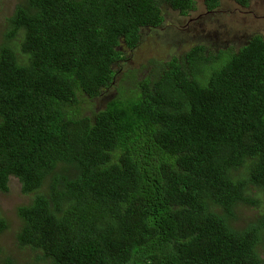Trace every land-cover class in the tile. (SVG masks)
Returning a JSON list of instances; mask_svg holds the SVG:
<instances>
[{
  "label": "trees",
  "instance_id": "trees-1",
  "mask_svg": "<svg viewBox=\"0 0 264 264\" xmlns=\"http://www.w3.org/2000/svg\"><path fill=\"white\" fill-rule=\"evenodd\" d=\"M196 2L19 0L0 42V190L17 177L33 194L23 264H264V207L238 216L264 197V37L170 59L145 39L162 5ZM148 45V70L127 67ZM83 96L105 105L83 114ZM0 264L19 256L1 246Z\"/></svg>",
  "mask_w": 264,
  "mask_h": 264
},
{
  "label": "rangeland",
  "instance_id": "rangeland-1",
  "mask_svg": "<svg viewBox=\"0 0 264 264\" xmlns=\"http://www.w3.org/2000/svg\"><path fill=\"white\" fill-rule=\"evenodd\" d=\"M201 1V2H200ZM257 0L255 7H240L233 0H223L220 7L215 12L209 13L205 6L204 1L197 0L198 6L194 13L188 17L186 14H179L180 12L171 9L167 5H163V9L167 12V16L160 32L148 33L145 39L148 41L157 39L160 47L152 50V54H157L165 58H169L172 53L173 44H181L185 41L194 40L197 42L200 38L205 39V43L210 50L228 49L231 45L237 48V50L243 46L256 30V27L262 26L264 28V2ZM19 0H0V42L2 41L3 32L7 27L8 18L11 17ZM179 12V13H178ZM260 16L261 19L257 17ZM217 23V30H204L210 23ZM237 25L238 31L242 32L238 36L228 33V28ZM264 30V29H263ZM217 33L218 38L210 39L204 35ZM200 34V38L196 36ZM155 43V41H153ZM236 44H239L235 46ZM151 47L152 45L149 44ZM145 47L146 52L138 51L132 53L126 62L127 67L138 69L145 72L149 68L151 51L148 52V47ZM176 52H173L175 54ZM129 55V54H128ZM220 62L217 63V66ZM125 85L130 86L125 83ZM116 89L113 88L109 91L108 95H114ZM104 98L89 99L82 97L78 108L83 114H92L94 111L102 109L105 105ZM33 194H24L21 190V183L17 177H12L10 180V187L7 192L0 190V209L2 214L10 220L11 228L0 234V247H7L12 252L19 256L20 264L24 263L26 253H30L29 250H24L16 246V240L14 231L21 225L17 213V208L20 205L29 203ZM261 207H264V197L262 203L259 205H247L242 207L238 213V216L242 218L241 225L247 220L246 216H257L261 211Z\"/></svg>",
  "mask_w": 264,
  "mask_h": 264
},
{
  "label": "flooded vegetation",
  "instance_id": "flooded-vegetation-1",
  "mask_svg": "<svg viewBox=\"0 0 264 264\" xmlns=\"http://www.w3.org/2000/svg\"><path fill=\"white\" fill-rule=\"evenodd\" d=\"M202 1H204V0H202ZM233 1V0H232ZM236 3H237V5L238 6H240V7H255V5H256V2H257V0H251V3H250V5H247V6H243V5H241L237 0H234ZM201 2V1H200ZM222 2H223V0H220V2H219V4L221 5L222 4ZM260 2H264V0H261ZM205 3V2H204ZM195 4H197L198 5V2H196ZM164 5H167V4H164ZM220 5H215L214 7H212V8H210V7H208V5L205 3V6H206V8H207V11L209 12V13H211V12H215V11H217V9L220 7ZM168 7H170V5H167ZM162 7V9H163V5L161 6ZM171 9H174L172 6L170 7ZM164 10V9H163ZM174 10H177V9H174ZM197 9H195V10H193V9H190V10H188V12L187 13H181L180 11V13L179 14H186V16L188 17L190 14H192V13H194V11H196ZM178 11V10H177ZM164 14H165V19H166V16H167V12L164 10ZM257 17L259 18V19H261V18H264V17H261L260 18V16L259 15H257ZM209 30V31H212V30H217V23H215V22H213V23H210L208 26H206L205 27V29L204 30ZM264 28L262 27V26H257L256 27V30L254 31V33H253V35L249 38L250 40H252L254 37H257V36H263L264 37V30H263ZM228 30V33L229 34H233V35H235V36H238L240 33H242V32H240V31H238V29H237V25H234V26H231L230 28H228L227 29ZM205 37H207V38H210V39H216L217 40V38H218V35H217V33H216V35H215V38H214V35L212 34V33H209L208 35H204ZM201 37V35L200 34H198L197 36H196V38H200ZM198 42H202V43H204L205 44V46H206V50H208V51H206V52H208V53H210V52H214V53H216V54H218L222 49H220V50H210L209 49V47H208V45L205 43V39H203V38H200L197 42H195L194 40H192V41H185V42H182L181 44H177V46L175 47V48H173V49H170V51L172 52L171 54H170V56H169V58H167V59H170V58H172L174 55H176V54H178V55H182L183 54V50L185 49V48H187V47H189V46H193V45H195V44H197ZM237 45H239V44H236L235 46H237ZM233 45H231L230 47H232ZM229 47V48H230ZM227 49V48H226ZM173 52H176L175 54H173ZM122 62V61H121Z\"/></svg>",
  "mask_w": 264,
  "mask_h": 264
},
{
  "label": "water",
  "instance_id": "water-1",
  "mask_svg": "<svg viewBox=\"0 0 264 264\" xmlns=\"http://www.w3.org/2000/svg\"><path fill=\"white\" fill-rule=\"evenodd\" d=\"M249 40H250V39H248V40L245 41V42H242V43H244L243 45L248 44V43H249Z\"/></svg>",
  "mask_w": 264,
  "mask_h": 264
}]
</instances>
